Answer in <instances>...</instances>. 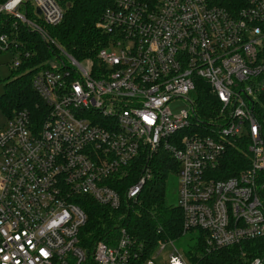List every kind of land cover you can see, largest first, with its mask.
Listing matches in <instances>:
<instances>
[{
    "label": "built area",
    "instance_id": "1",
    "mask_svg": "<svg viewBox=\"0 0 264 264\" xmlns=\"http://www.w3.org/2000/svg\"><path fill=\"white\" fill-rule=\"evenodd\" d=\"M68 3L7 0L0 13L47 38L41 23H59ZM96 25L110 37L97 61L61 49L32 77L39 118L19 110L0 129V264H198L173 240L147 253L124 227L90 254L79 245L87 216L76 199L133 201L162 153L176 165L184 230H203L208 249L264 239V0H114ZM10 43L0 33V49ZM199 80L220 102L204 121ZM178 98L190 111H171ZM233 146L249 162L219 177Z\"/></svg>",
    "mask_w": 264,
    "mask_h": 264
},
{
    "label": "trees",
    "instance_id": "2",
    "mask_svg": "<svg viewBox=\"0 0 264 264\" xmlns=\"http://www.w3.org/2000/svg\"><path fill=\"white\" fill-rule=\"evenodd\" d=\"M6 1L0 0V5ZM113 2L114 0H69L59 23H41L47 38L25 24L15 22L12 15L0 13V33L8 35L11 42L8 49L12 55L19 53L21 58L17 66H12L9 62V74L4 79L0 94V111L7 119L24 109L33 119L39 118L40 108L44 104L32 86V77L47 61L53 58L61 60V49L76 60L91 58L97 61L98 50L108 43L110 37L96 23ZM21 8H24L27 17L33 16L29 2ZM3 51L5 50L0 49V53ZM198 83L193 103L196 116L201 120L214 115L220 102L211 92L208 83L202 80ZM248 162L244 148L233 146L220 167L218 176H231ZM151 170V177L146 180L137 197L127 203L123 201L118 209L101 205L88 196L76 199L87 216L85 224L80 228L79 245L88 254L98 240L113 244L118 229L124 227L133 239L143 245L147 253L152 252L161 241H175L188 232H195L193 243L184 252L192 263L251 264L253 258L264 257V239L260 238L221 248H206L204 231L199 228L184 230L179 205L168 202L166 198L167 180L174 176L175 163L162 153L153 159ZM137 174L124 178L117 189L122 192L138 177Z\"/></svg>",
    "mask_w": 264,
    "mask_h": 264
},
{
    "label": "rangeland",
    "instance_id": "3",
    "mask_svg": "<svg viewBox=\"0 0 264 264\" xmlns=\"http://www.w3.org/2000/svg\"><path fill=\"white\" fill-rule=\"evenodd\" d=\"M24 13V8H21ZM13 59L12 53L10 51H3L0 53V94L3 91L4 79L9 74L10 63ZM48 64L56 66L57 61L55 58L51 59ZM170 109L174 114H179L181 111H190L191 104L182 98L175 99L170 104ZM199 121H204L203 119ZM7 123V117L0 111V129H2ZM166 198L168 202L178 204V179L177 176H171L167 180L166 185ZM195 232H188L181 236L173 242V245L182 253H184L188 245L192 244L194 241ZM172 246L169 245L165 252Z\"/></svg>",
    "mask_w": 264,
    "mask_h": 264
},
{
    "label": "clouds",
    "instance_id": "4",
    "mask_svg": "<svg viewBox=\"0 0 264 264\" xmlns=\"http://www.w3.org/2000/svg\"><path fill=\"white\" fill-rule=\"evenodd\" d=\"M16 2H19V0H16Z\"/></svg>",
    "mask_w": 264,
    "mask_h": 264
},
{
    "label": "water",
    "instance_id": "5",
    "mask_svg": "<svg viewBox=\"0 0 264 264\" xmlns=\"http://www.w3.org/2000/svg\"><path fill=\"white\" fill-rule=\"evenodd\" d=\"M39 12V11H38Z\"/></svg>",
    "mask_w": 264,
    "mask_h": 264
}]
</instances>
